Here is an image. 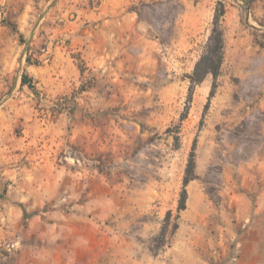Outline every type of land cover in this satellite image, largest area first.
Listing matches in <instances>:
<instances>
[{"label": "rangeland", "instance_id": "rangeland-1", "mask_svg": "<svg viewBox=\"0 0 264 264\" xmlns=\"http://www.w3.org/2000/svg\"><path fill=\"white\" fill-rule=\"evenodd\" d=\"M74 4L80 1L0 0V141L16 153L65 150L100 173L113 186V202L86 212L107 235H129V264H264V254L239 245L238 209L248 207L235 197L240 167L264 144V0H140L133 7L163 48L155 72L88 67L60 31ZM217 8L224 10V54L215 91L209 97L207 75L188 98L186 75ZM179 39L181 48L170 47ZM22 73L34 89L20 84ZM194 142L196 178L177 213ZM74 201L64 193L50 207L83 212L85 198ZM114 254L120 250L106 256Z\"/></svg>", "mask_w": 264, "mask_h": 264}, {"label": "crops", "instance_id": "crops-1", "mask_svg": "<svg viewBox=\"0 0 264 264\" xmlns=\"http://www.w3.org/2000/svg\"><path fill=\"white\" fill-rule=\"evenodd\" d=\"M79 1L70 15L74 18L60 31L88 67L101 72L157 70L163 48L133 7L140 0ZM184 43L174 40L170 47ZM60 53L64 61L73 59L64 48ZM57 152L49 146L16 153L10 143L0 141V264H129V235L111 230L107 235L98 218L86 212L95 202L112 203L113 186L95 169L75 164V155ZM238 189L235 197L248 207L247 213L238 209L244 228L239 245L264 254V144L240 167ZM64 193L70 202L84 197L85 210L51 208ZM112 250L120 255L108 259Z\"/></svg>", "mask_w": 264, "mask_h": 264}, {"label": "trees", "instance_id": "trees-1", "mask_svg": "<svg viewBox=\"0 0 264 264\" xmlns=\"http://www.w3.org/2000/svg\"><path fill=\"white\" fill-rule=\"evenodd\" d=\"M252 1L253 0H245L248 6L251 4ZM223 13H224L223 9H219V8L216 9L214 19L212 22V28L207 37L205 45L203 46V49L199 57L195 61L192 71L186 75V77L189 80V95H188L189 97L188 98H190L191 92L193 91L194 87L197 84H199L207 75H211L213 78V83H212L209 97L213 96L214 94L215 87H216V78L218 77L220 73V67L223 61V54H224V33H223V28L219 24V18L220 16L223 15ZM4 23L6 25H9L13 30L17 31L15 24L7 20H4ZM19 36L20 38L23 37L21 33H19ZM27 61L30 62L29 57L27 58ZM20 84L27 85L31 89H34V86L31 84V80L26 73H22ZM167 131H171V130L168 129ZM194 149H195V142L189 153V157H188L186 167L184 170V176L182 179V188L179 194V199H178V204H177V213L185 209L186 200H187L186 186L190 180L196 178V175L194 173V169H195ZM170 216H171V211L168 210L164 217V225L162 226L161 231H160L161 238H163L166 233L167 226L170 220ZM177 225H178L177 223L173 224L172 231H174L177 228Z\"/></svg>", "mask_w": 264, "mask_h": 264}, {"label": "water", "instance_id": "water-1", "mask_svg": "<svg viewBox=\"0 0 264 264\" xmlns=\"http://www.w3.org/2000/svg\"><path fill=\"white\" fill-rule=\"evenodd\" d=\"M245 8L248 10V7L247 6H245Z\"/></svg>", "mask_w": 264, "mask_h": 264}]
</instances>
